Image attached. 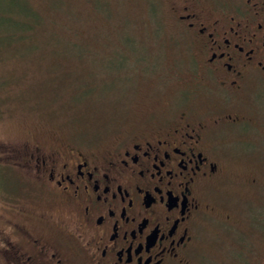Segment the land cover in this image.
<instances>
[{
    "label": "flooded vegetation",
    "instance_id": "af4514ba",
    "mask_svg": "<svg viewBox=\"0 0 264 264\" xmlns=\"http://www.w3.org/2000/svg\"><path fill=\"white\" fill-rule=\"evenodd\" d=\"M168 1L194 48L192 77L177 94L188 95L187 106L179 110L178 96L170 97L157 118L125 129L106 149L65 141L7 155L31 170L44 203L70 208V220L50 210L1 214L0 264H190L199 227L217 207L214 191L237 187L250 204L258 190L264 196L256 170V147L264 145V0ZM229 213L221 216L228 221ZM251 214L250 221L258 212Z\"/></svg>",
    "mask_w": 264,
    "mask_h": 264
},
{
    "label": "rangeland",
    "instance_id": "374dc122",
    "mask_svg": "<svg viewBox=\"0 0 264 264\" xmlns=\"http://www.w3.org/2000/svg\"><path fill=\"white\" fill-rule=\"evenodd\" d=\"M21 1L37 10L43 23L30 30L28 40L19 38L23 34L0 36V220L19 208L50 210L61 219L70 208L44 203L31 170L17 169L13 162L20 161L7 155L20 157L33 145L46 149L65 141L106 149L125 129L157 118L170 97L178 96L177 107L184 109L188 95L177 94L192 77L194 48L173 22L168 0ZM32 31L37 37L30 36ZM77 31L80 43L74 39ZM49 34L52 42L46 45ZM88 87L95 88L90 96ZM256 149L261 156L256 170L264 176V145ZM228 191L213 192L211 203L217 207L199 227L190 264H264L263 193L258 190L250 204L237 187ZM219 202L229 203L226 210ZM228 211L229 222L221 216ZM35 219L25 222L39 223ZM225 223L232 225L230 234L223 230Z\"/></svg>",
    "mask_w": 264,
    "mask_h": 264
},
{
    "label": "trees",
    "instance_id": "16d2710c",
    "mask_svg": "<svg viewBox=\"0 0 264 264\" xmlns=\"http://www.w3.org/2000/svg\"><path fill=\"white\" fill-rule=\"evenodd\" d=\"M0 1L4 2L6 5L5 6L4 4L0 3V32L3 33L2 35L0 34V36L10 34L12 39H14L17 35L23 34L24 36H21L19 38H24L28 40L30 30L40 29L43 23L41 22L42 16L39 15L37 13V10L33 9L29 3H27L26 1L24 3L21 0H6V2L4 0H0ZM11 17H15V18H11ZM8 31H12V32H8ZM76 34L77 37L75 36ZM30 36L37 37V32L32 31V33H30ZM50 36H51L50 34L47 36L48 40L46 45H50L49 42L50 41L52 42ZM78 37H79V32L77 31V33H74V39L75 41L79 42ZM2 38L6 39V37H2ZM38 41L39 40H37V43H35L36 46L38 44ZM85 89L87 90V92H89L88 94L90 96L95 88L88 87ZM238 249L239 248L237 247L233 251H236Z\"/></svg>",
    "mask_w": 264,
    "mask_h": 264
}]
</instances>
